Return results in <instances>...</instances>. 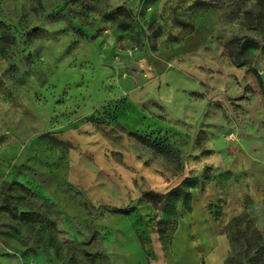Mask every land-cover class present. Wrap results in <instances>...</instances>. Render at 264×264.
Wrapping results in <instances>:
<instances>
[{"label": "rangeland", "instance_id": "1", "mask_svg": "<svg viewBox=\"0 0 264 264\" xmlns=\"http://www.w3.org/2000/svg\"><path fill=\"white\" fill-rule=\"evenodd\" d=\"M145 140L169 144L180 168ZM239 151L264 161V0H0L4 253L187 264L194 253L174 234L205 193L221 264H250L264 199L233 201L247 178L229 166ZM242 212L252 228L232 244L225 226Z\"/></svg>", "mask_w": 264, "mask_h": 264}, {"label": "crops", "instance_id": "2", "mask_svg": "<svg viewBox=\"0 0 264 264\" xmlns=\"http://www.w3.org/2000/svg\"><path fill=\"white\" fill-rule=\"evenodd\" d=\"M229 166L232 169H243L247 178L240 182H237L232 186L234 200H238L241 196L248 195L255 201L264 199V161H261L249 154L239 151L235 158L231 160ZM206 194H193L191 201V213L186 210H182L179 226L177 227L175 234L181 232L184 235L186 248L192 250L194 255L187 261V264H195L196 253L198 251L206 252V264H221L225 250L221 241L223 238H215L214 231L215 226L209 221L206 209L204 207V201ZM235 204V203H234ZM237 205V204H236ZM238 208V206H236ZM207 230L212 237V245H214L213 251L209 252L202 247L205 245V240L200 237V232ZM175 239V238H174ZM173 239V244H174ZM220 245L218 246V244ZM3 243L0 241V264H24L19 257L12 254L4 253ZM182 264L183 260H182Z\"/></svg>", "mask_w": 264, "mask_h": 264}, {"label": "trees", "instance_id": "3", "mask_svg": "<svg viewBox=\"0 0 264 264\" xmlns=\"http://www.w3.org/2000/svg\"><path fill=\"white\" fill-rule=\"evenodd\" d=\"M124 27H127L129 25V22H123ZM145 143L161 153L163 156H165L167 159L171 160L172 162H176L177 168H180L179 163V157L177 154V151L173 149L169 144H167L165 141H149L145 140ZM181 188L185 186L188 190L193 186V182L190 178L185 179L180 184ZM184 187V188H185ZM110 209L113 212H119V213H130L133 209V206H111ZM244 224V226H242ZM243 228V229H241ZM252 228V222L251 219L247 216L245 212L240 213L239 215L233 216L227 225L225 226L226 232L229 235L230 242L233 244V241L237 239L238 237L247 238L249 233L248 230ZM254 229V228H253ZM232 230V232L230 231ZM256 230V229H255ZM254 233L252 242L253 244H249L247 247L246 255L249 257L248 261L250 264H264V238H262L261 234L256 230V233ZM252 233V234H253ZM251 234V233H250ZM253 245V246H252ZM251 250V251H250ZM250 251V252H249ZM235 256L234 254H231L226 260L224 264H236L235 263Z\"/></svg>", "mask_w": 264, "mask_h": 264}, {"label": "built area", "instance_id": "4", "mask_svg": "<svg viewBox=\"0 0 264 264\" xmlns=\"http://www.w3.org/2000/svg\"><path fill=\"white\" fill-rule=\"evenodd\" d=\"M25 264H34V262L33 261H29V262H27Z\"/></svg>", "mask_w": 264, "mask_h": 264}]
</instances>
